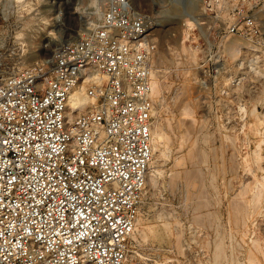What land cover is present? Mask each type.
Masks as SVG:
<instances>
[{
  "label": "built area",
  "instance_id": "built-area-1",
  "mask_svg": "<svg viewBox=\"0 0 264 264\" xmlns=\"http://www.w3.org/2000/svg\"><path fill=\"white\" fill-rule=\"evenodd\" d=\"M12 1L0 0V18L18 13ZM96 7L78 38L28 63L20 44L3 39L0 21V264L125 262L151 156L159 43L154 18L130 0ZM202 7L192 79L201 110L228 112L231 87L243 79L230 75L218 45L244 39L251 48L242 66H264V0ZM76 87L85 106L67 101Z\"/></svg>",
  "mask_w": 264,
  "mask_h": 264
},
{
  "label": "rangeland",
  "instance_id": "rangeland-1",
  "mask_svg": "<svg viewBox=\"0 0 264 264\" xmlns=\"http://www.w3.org/2000/svg\"><path fill=\"white\" fill-rule=\"evenodd\" d=\"M91 2L31 0V7L19 8L14 0L18 13L0 18L3 39L7 45L19 44L17 34L33 39L29 48L24 46L23 63L47 56L90 28L94 22L87 20L95 18L90 9L95 0ZM130 2L156 17L159 45L154 79L161 99L155 102L152 120L153 129L165 133V142L159 147L164 156L148 170L150 179L139 211L142 230L131 237L125 264H264V201L253 203L259 193L264 195V142L259 143L264 138V75L250 77L239 90L230 91L228 112L216 104L207 114L201 110V91L192 79L203 49L201 34L193 29L190 54L183 51L179 39L185 19L196 27L203 0ZM237 60L228 57L230 75H239L243 67ZM253 107L263 122L259 135L249 132L255 120L250 114ZM254 151L261 157L258 164L250 160ZM163 225L165 244L146 238L145 228ZM216 243L221 247L218 256ZM249 258H255L254 263Z\"/></svg>",
  "mask_w": 264,
  "mask_h": 264
},
{
  "label": "bare ground",
  "instance_id": "bare-ground-1",
  "mask_svg": "<svg viewBox=\"0 0 264 264\" xmlns=\"http://www.w3.org/2000/svg\"><path fill=\"white\" fill-rule=\"evenodd\" d=\"M16 3H18L19 5V8H22V7H25V6H30V1L29 0H15ZM87 0H81V3H85ZM94 0H92L93 2ZM96 1L95 0V5L92 6V7H96ZM91 2V3H92ZM31 7V6H30ZM97 8V7H96ZM201 14H202V11L200 10V14L199 16H197L196 20H199L201 19ZM150 16V18H156L155 16H153L151 13L148 14ZM94 17L97 18L98 15L97 13H94ZM46 20V19H45ZM93 21L94 22V19H89L87 20L88 21ZM42 22V21H41ZM40 22V23H41ZM91 24L89 25V27H91ZM42 26V25H41ZM183 26V30L180 32V40L182 42H180V44L182 45V49L183 51H185V53H187L188 51H192L193 53V47H192V40H191V33L193 32V29H194V24L193 22H190L189 19H185L184 20V24L182 25ZM44 28V27H43ZM238 37H230L228 39H224L222 42H221V48L220 46L218 45V48H219V51L220 52H225V54L230 58V59H236L238 58L237 61H235L236 64L238 65H242L244 64L243 63V60L245 58V55L246 54H249L250 52V44L248 41L244 40V39H241V38H238ZM17 41L18 43L21 45V48H22V52L25 53L26 48L24 46H26L27 48H29V44L33 43V39L29 38V37H25L24 34H17ZM26 39V41H25ZM243 41H241V40ZM27 42V44L25 43ZM32 45V44H31ZM225 46V48H224ZM196 47V46H195ZM217 51V54L220 55V52ZM187 54H190L189 52ZM194 57V56H193ZM247 66L243 67V68H240L239 70V75H240V78L243 79L242 82L240 84H237V86H233L231 87V90H239L240 87H242L244 85V81L248 80V78L252 77V78H262V75H264V66H261L259 64H255L253 62H247L246 64ZM262 74V75H260ZM93 75L95 77L96 74L93 73ZM155 78V76H154ZM152 79V82H151V93H152V96H153V100H154V103L157 102L158 98L161 99V94H160V87L158 86V82L155 80V79ZM224 79V78H223ZM264 80V79H263ZM225 81V79L223 80ZM160 88V89H159ZM69 105L71 107H74V106H85V103H87L88 101V98L84 95L83 93V89L82 87H76L72 93H70V95L68 96V99H67ZM155 107V105H154ZM155 108L153 109V117H154V114L155 113ZM250 114L255 117V120L253 122L252 125L249 126V132L252 133L253 135H259L261 134L260 132V126L262 125V121L260 120V117L258 116V113L255 111V108H251L250 110ZM153 124V122H152ZM159 128V127H158ZM157 129V128H156ZM165 134V133H164ZM164 134L162 133V130H154L153 127H152V137H151V156H150V160L148 162V169L146 171V174H145V182H144V187H143V191H142V198H141V203H142V199H143V193H144V189H145V185L149 182V179H150V173L148 170L151 168L150 166H152V164H155L157 163V159L158 158H161L164 156L163 152H161L159 150V147H161V145L165 142V136ZM264 142V138L263 139H260V142ZM195 144V143H194ZM165 146V145H164ZM258 149V148H256ZM188 150V149H187ZM192 154V153H191ZM197 155V154H196ZM252 155V154H251ZM250 155V156H251ZM187 156V155H186ZM192 156V155H191ZM248 156V158L250 157ZM253 158H251L250 160H254V162L256 164H258V162H260V156L259 154L257 153V151L253 153ZM190 156H188V159H189ZM260 157V158H259ZM192 159V158H191ZM245 160V159H244ZM191 161V160H190ZM199 162V161H198ZM179 163V162H178ZM255 164V165H256ZM244 165V164H243ZM249 167V166H248ZM259 167V166H258ZM247 169V168H246ZM157 173V172H156ZM152 175V174H151ZM200 175V174H199ZM176 176V174H175ZM196 176V175H195ZM178 177V176H176ZM186 178V183L188 184L189 181L187 180V176L185 177ZM189 179V178H188ZM190 180V179H189ZM185 182V181H184ZM201 183V182H200ZM257 185V183H256ZM197 186V185H196ZM259 186H261L260 184L258 185V189L260 191V188L262 187V190L264 191L263 189V185L259 188ZM256 187V186H255ZM251 188V187H250ZM192 189V188H191ZM252 189V188H251ZM257 189V190H258ZM261 190V191H262ZM256 191V190H254ZM258 191V193H259ZM236 197V196H235ZM242 197V196H241ZM254 197V196H253ZM254 202L257 201V203L259 201H264V195L259 193L257 196H255L253 198ZM195 204V203H194ZM234 205V204H233ZM245 205V203H244ZM140 208H141V204H140ZM140 208H139V211H140ZM237 208V206H236ZM139 211L137 213V216L135 218V221H134V225H133V230H132V234H131V237H135V233L139 232L140 229L142 230V223H141V218H140V214H139ZM234 211V209H233ZM245 211V210H244ZM236 216V215H235ZM246 218V217H245ZM243 220V219H242ZM237 223V221H236ZM243 223V222H242ZM245 223V222H244ZM162 225V224H161ZM215 229V228H214ZM168 230V229H167ZM146 233V234H145ZM144 234L146 235V238L147 236L148 237H151L154 241L158 242L159 244H165V225H163L162 228H159L158 226H153V227H147L144 229ZM236 234V233H235ZM243 235V234H242ZM145 238V236L143 237V239ZM242 239V238H241ZM253 242V241H252ZM251 242V243H252ZM237 243V242H236ZM258 244V242L256 243ZM207 245V244H206ZM215 246V245H214ZM257 246H255L256 248ZM254 248V249H255ZM259 247H257L258 249ZM220 244L219 243H216V246H215V256H218V253L220 252ZM249 250V249H248ZM256 250V249H255ZM254 250V251H255ZM250 251V250H249ZM259 253L261 252L260 249H258ZM251 252V251H250ZM256 252V251H255ZM252 253V252H251ZM222 254V253H221ZM220 254V255H221ZM258 254V253H257ZM261 255V254H260ZM250 256V255H249ZM248 256V257H249ZM263 256V255H262ZM251 258V256H250ZM250 262H253L255 261V258L254 260L250 259ZM263 261H264V258L262 257ZM126 260V259H125ZM254 263V262H253ZM125 264V262H124Z\"/></svg>",
  "mask_w": 264,
  "mask_h": 264
}]
</instances>
